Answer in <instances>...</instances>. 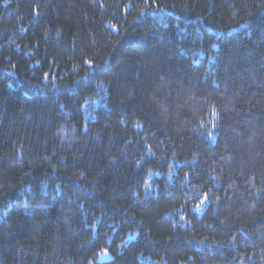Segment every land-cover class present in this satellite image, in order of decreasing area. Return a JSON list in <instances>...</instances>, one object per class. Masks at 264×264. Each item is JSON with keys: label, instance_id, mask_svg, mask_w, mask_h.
Returning a JSON list of instances; mask_svg holds the SVG:
<instances>
[{"label": "trees", "instance_id": "16d2710c", "mask_svg": "<svg viewBox=\"0 0 264 264\" xmlns=\"http://www.w3.org/2000/svg\"><path fill=\"white\" fill-rule=\"evenodd\" d=\"M0 264H264V0H0Z\"/></svg>", "mask_w": 264, "mask_h": 264}, {"label": "rangeland", "instance_id": "374dc122", "mask_svg": "<svg viewBox=\"0 0 264 264\" xmlns=\"http://www.w3.org/2000/svg\"><path fill=\"white\" fill-rule=\"evenodd\" d=\"M109 258H111V256L107 253L103 258H102V260H108Z\"/></svg>", "mask_w": 264, "mask_h": 264}]
</instances>
